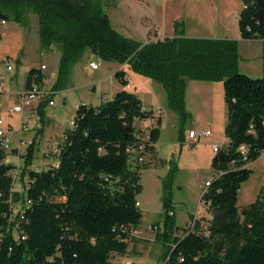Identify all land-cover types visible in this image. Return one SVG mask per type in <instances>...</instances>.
I'll list each match as a JSON object with an SVG mask.
<instances>
[{
    "label": "trees",
    "instance_id": "trees-1",
    "mask_svg": "<svg viewBox=\"0 0 264 264\" xmlns=\"http://www.w3.org/2000/svg\"><path fill=\"white\" fill-rule=\"evenodd\" d=\"M107 1L0 0V19L25 26L28 14H35L41 47L60 46L54 91L67 88L73 66L87 51L105 62L128 64L162 84L181 118L188 79L223 81L228 142L214 153L216 175L202 195L212 214L207 231L200 230L198 221L194 229L178 227L168 194L165 228L152 227L164 248L163 264H264V186L253 202L238 205L242 184L253 172L248 165L264 151V75L254 78L240 71L236 40L188 37L179 23L172 38L143 43L127 37L113 27ZM241 2V37L264 40V0ZM115 76L122 88L98 106L78 107L58 167L30 170L24 194L14 189L11 172L16 167L0 151V264H118L112 255L126 254L132 231L142 223L139 170L150 166L132 169L127 148L138 141L135 121L148 118L151 110L126 88L125 70ZM33 78H44L40 68L30 69L27 83ZM160 125L150 132L149 161ZM33 156L31 143L25 171ZM17 202L21 213L11 221Z\"/></svg>",
    "mask_w": 264,
    "mask_h": 264
},
{
    "label": "rangeland",
    "instance_id": "rangeland-1",
    "mask_svg": "<svg viewBox=\"0 0 264 264\" xmlns=\"http://www.w3.org/2000/svg\"><path fill=\"white\" fill-rule=\"evenodd\" d=\"M211 1L195 0L197 9L191 12L189 0H108L106 11L114 28L120 27L123 33L136 40L152 42L166 36L162 31L161 22H159L161 20L166 28L172 27L173 29L174 22L178 21L180 30L185 29L187 34H190V29L194 24L197 26L200 36H217L215 32L213 33V30L216 29L209 33L211 31L207 23L208 21L217 22L214 19L217 12H214L218 10V20L222 26L220 31L224 32L223 36L231 39L240 38L238 43L240 71L254 78L262 77L264 44L261 40H243L240 37L238 14L243 8L241 2L238 0L239 6L237 3H233L231 7V4H218L217 0ZM235 6H237L236 10L232 9ZM6 27H17L28 33L29 41L21 64H18L15 58H11L9 63L0 58V77L5 75L7 81L5 94L2 96L0 94V112L5 120V123L1 122L0 125L4 128H8L6 125L9 117L8 104L10 99L16 100L17 97L13 91L19 90L26 79L27 68L32 64L40 66L46 62L49 63L50 69L56 63L55 70H57V58L58 54H61V48L57 45L51 50L48 58L41 55L39 51L37 52L33 41L35 38L37 41L40 38L38 17L35 14H28V23L25 26L12 20ZM176 34H178L177 30ZM190 36L198 35L190 34ZM91 61L98 63L99 68H92ZM8 64L13 66V73L7 70ZM115 65L117 64H108L97 55L87 51L81 60L73 66L66 89L53 91L49 95L38 97L35 100L37 102V107L34 110L35 118L30 117L32 109L30 112L25 111L23 120L16 113L11 115L15 125V129L11 133L12 150L19 146L16 133L21 120L22 124L27 127V130L22 133L27 143L18 148L16 152L11 150L6 153V159L16 167L11 172L16 191L24 194L30 182V170H47L59 160L58 153L66 142V133L74 126L76 112L80 105L98 106L102 101L113 98V92H117L116 90L120 87L115 76L117 68ZM125 69L128 81L131 83L129 90L138 93L144 106L150 110L152 108L161 109L165 118L162 122V135L157 144L159 161L153 163L154 161L147 160L138 164L143 166L147 162L150 163L149 167L139 170L141 190L137 199L141 203L139 206L142 212L140 226L142 228L151 226L146 234L153 233L155 240L148 246L144 245L143 249L140 247L138 249L140 252L129 255L130 258L113 254L111 259L118 264H163V247L158 242L157 231L152 229V225H157L161 231L165 228L163 200L166 194L170 199L174 221L178 227L184 228L192 220L190 219L186 223L191 214L201 213L197 217V221L200 223V230L206 232L212 218L209 209L200 202V185H203L204 181L208 177H213L214 174L212 167L213 143L223 145L226 140L224 130L228 121V109L224 98V86L221 80L188 79L185 89L186 114L181 118L170 107L168 94L162 84L134 72L129 66H126ZM12 75L14 79H12ZM94 87L97 88L96 91L93 90ZM102 96L106 98L101 99ZM51 100L54 102L53 105L49 104ZM148 123L147 119H137L135 121L136 129L143 130ZM207 127L213 134L211 137L196 140L197 146L191 145L186 140L190 129L199 131L207 129ZM30 141L34 143V156L25 172L23 169L27 167L26 157ZM19 151H22V154H19ZM130 167L136 169L137 165L130 161ZM250 168L253 172L250 178L242 184L239 207L253 202L261 187L264 186V160L258 159L255 163H251ZM20 206L21 202H17L16 211ZM132 234L133 237L142 235L138 230Z\"/></svg>",
    "mask_w": 264,
    "mask_h": 264
},
{
    "label": "crops",
    "instance_id": "crops-1",
    "mask_svg": "<svg viewBox=\"0 0 264 264\" xmlns=\"http://www.w3.org/2000/svg\"><path fill=\"white\" fill-rule=\"evenodd\" d=\"M141 1H145V0H141ZM165 1H168V0H165ZM218 1V4H221V3H224L225 5H227V4H231V7L233 6V3H237V6H239V4H238V0H217ZM240 2H241V0H239ZM211 2H213V0L211 1ZM211 2H210V4H211ZM189 10L191 11V12H194V10H196L197 9V6H196V4H195V0H189ZM241 4H242V2H241ZM210 6V5H209ZM237 6H235V8L233 7L232 9H234V10H236V7ZM242 6H243V4H242ZM219 7H220V5H219ZM211 8V7H210ZM213 11V10H212ZM232 11V10H231ZM217 12V16H215L214 15V19L217 21V22H209L208 21V27H209V30L211 31V32H209V33H212V30L213 29H216V30H213V33L215 32V34L217 35V36H212V37H206V36H200L201 34H199L198 33V29H197V26L196 25H194L193 24V26L191 27V29H190V34H195V35H198V36H195V37H199V38H220V39H231V38H229V37H226V36H223L224 35V32L223 31H220V27H222L220 24H219V20H218V17H219V11L218 10H216L214 13H216ZM193 15L195 14V13H192ZM164 15H165V13L163 14V17H164ZM216 17V18H215ZM156 20H158V19H156ZM159 22H161V28H162V31H163V33L164 34H166V36L165 37H162V38H159V39H161V40H163V39H165V38H172V37H174V36H176L177 34H176V27H175V24L176 23H179L178 21H175L174 22V28L172 29V27H169V28H166V26H165V24H164V22H163V20H161V21H159ZM10 23V21H8L7 22V24L2 28V30H3V32H4V37H3V40L1 41V43H0V58H5V57H9V58H15V59H17V63L18 64H21L22 62H23V60H24V56H25V49H26V45L28 44V41H29V35H28V33H26V32H24V31H21L19 28H17V27H13V28H7L6 26H8V24ZM168 25V24H167ZM37 26V25H36ZM36 26H35V28H36ZM28 27V26H27ZM26 27V28H27ZM127 27V26H126ZM120 33H122L123 35H128V34H125V33H123L122 32V30L120 29V27H118V28H116ZM220 32V33H219ZM184 33H185V36H188V37H193V36H190V34H187V32L185 31V29H184ZM214 34V35H215ZM127 37H130L129 35L127 36ZM240 37H241V35H240ZM132 38V37H131ZM242 38V37H241ZM133 39H135V38H133ZM232 39H235L238 43L240 42V38L239 37H234V38H232ZM243 39V38H242ZM243 40H247V39H243ZM253 40V39H252ZM257 40H261L262 42H263V44H264V40H262V39H257ZM139 41V40H138ZM34 42V44H35V48L37 49V52L39 51L40 52V54L41 55H44V56H46L47 58L50 56V52H51V50L54 48V46H52L51 48H49V49H43L42 47H41V45H40V39H38V41H37V39L35 38V40L33 41ZM142 42V41H141ZM143 43H147V42H143ZM263 52H264V46H263ZM87 53V52H86ZM60 55L61 54H58V58H57V61H58V63H57V67L59 66V60H60ZM56 61V62H57ZM93 61H91L90 63H92ZM108 64H112V63H109V62H107ZM46 65L47 66V68L45 69V70H43L42 72H43V74H44V78H45V80H46V83H45V90H49V92H53L54 90H53V86H54V83H55V81H56V79H57V74H58V68H57V70H55V65H56V63H55V65L50 69L49 68V63H46V62H43L40 66H35L34 64H32L31 66H29L28 68H27V72H29L30 71V69L31 68H40L41 69V66L42 65ZM117 68H116V72H117V70H119V69H123V70H125L126 71V66H129L128 64H124V65H115ZM240 69V68H239ZM13 71H14V69H13ZM13 71L12 72H10V73H13ZM115 72V73H116ZM126 73H127V71H126ZM27 75H28V73H27ZM264 75V57H263V72H262V76ZM1 77H3L4 78V81H5V88L2 90V91H0V94H1V96L2 95H4L5 94V91H6V86H7V81H6V77H5V75H2ZM14 76L12 75V79H14L13 78ZM16 77H17V75H16ZM147 80H149L148 78H146ZM118 84H120L119 83V81H118ZM30 87H31V83L30 84H28L27 83V77H26V79L23 81V83L21 84V87L19 88V90H16V91H13L15 94H16V100H14V99H10V103L8 104V108H7V112L9 113L8 114V116L10 117H8V122H6V125H7V127L11 130V133L13 132V130L15 129V125H14V120H13V118H12V114H14V112H11V108L13 107V106H15V105H18L19 103H20V100H21V95H22V93H24V92H26V91H28L29 89H30ZM122 88V86H121V84H120V87L118 88V90H116L117 92L120 90ZM128 90L131 88V83L129 82V85L126 87ZM101 89H103L102 87H101ZM94 91H96L97 90V88L96 87H94V89H93ZM131 91V90H130ZM117 92H113V95H115ZM133 92H135V91H133ZM136 93V92H135ZM138 94V93H137ZM106 97H104V96H102L101 97V99H105ZM36 100V99H35ZM32 101L31 103H30V105L29 106H26L25 107V109H24V112H23V114H21V113H16V114H18V116H20V118L23 120V118H24V115H25V111L27 110V112H30V110L32 109L33 110V112H35L34 110H35V108L37 107V102L36 101ZM102 101V100H101ZM142 102H143V100H142ZM143 106H144V104H143ZM144 108L145 109H148L149 110V108L148 107H145L144 106ZM153 109V108H152ZM26 112V113H27ZM32 112V113H33ZM30 117H31V112H30ZM165 118V117H164ZM164 118L162 119V121H161V125H160V137H161V135H162V122H163V120H164ZM22 120H21V123H20V127H19V130L17 131V133H16V135H17V139H18V142H19V146H18V148H20V147H23V145H25L27 142H26V138L22 135V133L24 132V131H26L27 130V127H26V125H23L22 124ZM1 122H4L5 123V120H4V117H3V115H2V112H0V123ZM145 123V122H144ZM21 124H22V126H21ZM19 125V124H18ZM146 125H148V124H146ZM145 125V126H146ZM23 126H25L24 128H22ZM207 129H208V127H207ZM191 130H193V129H190L189 130V132L191 131ZM213 134V133H212ZM159 140H160V138H159ZM159 140H158V142H159ZM186 140H188L190 143H191V145H198V142H195V140L193 139V138H191L189 135H188V137L186 138ZM158 142L155 144V153H154V155L151 157V161H154L153 163H156V161H159V157H158V149H157V144H158ZM228 142V140H227V138H226V140H225V143H227ZM30 144H31V141L29 142ZM224 143V144H225ZM29 144V145H30ZM214 144V143H213ZM217 144V143H216ZM213 146V145H212ZM17 148V149H18ZM16 148H13V150L12 151H14V152H16V150H17ZM22 152V151H21ZM47 154V153H46ZM259 159H263L264 160V151H263V153L261 154V156H260V158ZM6 161L7 162H9L7 159H6ZM58 162V161H57ZM56 162V163H57ZM253 163H255V162H253ZM152 165V164H151ZM250 165H251V163L248 165L249 167H250ZM23 171H24V169H23ZM26 172V171H25ZM216 175V173L214 172V174H213V177ZM213 177H208L205 181H204V184L203 185H200V188H201V195H200V202L201 203H203L202 202V194H203V192L205 191V182L207 181V180H210V179H212ZM241 192H242V188H241V191H240V194H241ZM138 200V199H137ZM138 203H139V206L141 205V203H140V201L138 200ZM204 204V203H203ZM201 213H196V214H191V216H196V217H199V215H200ZM202 216V215H201ZM191 219V217L186 221V223L189 221ZM188 224V223H187ZM151 226H148V227H145V228H142L141 226H139L138 227V231L139 232H141L142 233V235H137V236H134L133 238H132V240L129 242V244H128V248H127V252H126V254L124 255V256H127V257H129V255H131V254H134V253H138V252H140V251H138V249L140 248V247H142V249L144 248V245H146V246H148L149 244H150V242H153V240H155V236H154V234L153 233H149V234H146V232H148V230H149V228H150ZM147 230V231H146ZM159 242V241H158ZM160 243V242H159ZM161 245H162V243H160ZM162 247H163V245H162ZM163 252H164V248H163ZM163 252H162V255H163ZM123 256V255H122ZM130 258V257H129Z\"/></svg>",
    "mask_w": 264,
    "mask_h": 264
},
{
    "label": "built area",
    "instance_id": "built-area-1",
    "mask_svg": "<svg viewBox=\"0 0 264 264\" xmlns=\"http://www.w3.org/2000/svg\"><path fill=\"white\" fill-rule=\"evenodd\" d=\"M7 20L6 19H0V43L3 40L4 37V32L2 30V28L7 24ZM9 57H5L3 58L2 61L4 62H10ZM92 66V68L94 69H98L99 68V64L92 62L90 64ZM47 68L46 65H42L41 66V70H45ZM13 66L11 64L7 65V70L9 72L13 71ZM45 83L46 80L45 78H43L42 80L33 78L31 80V87L28 91L22 93L21 95V100L20 103L18 105H15L11 108V112L14 113H21L23 114L24 109L26 106H29L30 103L32 101H34L35 99H37L38 97H45L47 95H49L51 92H49V90H45ZM5 81L3 77H0V91H2L5 88ZM50 105H53L54 102L51 100L49 102ZM32 118L36 117V114L33 112L31 114ZM164 114L163 111L161 109H151V113L149 115L147 119V121L149 122L148 125H146V127L143 130H137V138L138 141L133 144L132 146L127 148V153L129 155L130 161L134 162L136 165L138 164H142L144 162H146L147 160H149L150 154L148 152V145L150 143V132L151 129L154 127H157L158 122L162 121V119L164 118ZM25 126H23L22 128H24ZM212 135V131L211 129H204V130H191L189 132V136L191 138H193L195 141H199L201 138H206V137H211ZM221 145L214 143L213 144V150L214 153L218 151L219 147ZM12 150V138H11V130L9 128H4L0 125V151H4L5 153L10 152ZM240 150L245 153L246 152V147L244 145H242L240 147ZM19 154H22L21 151H19ZM58 162L54 165L55 167H58ZM36 171H40L39 169H37ZM213 178L210 180H207L205 182V191L207 189L208 186H210V183L212 182ZM204 191V192H205ZM203 192V194H204ZM202 194V195H203ZM31 204V200H27L26 201V206H29ZM139 205V203H137ZM19 213V210H15L14 214L11 216V221L14 220V217H16V215ZM21 213V212H20ZM19 213V214H20ZM196 222H197V217L195 216L192 220H190L188 222V226L191 229H194L196 226ZM153 230H155L152 227ZM136 230H133V232H135ZM131 233V234H132ZM133 235V234H132ZM19 238V237H17ZM22 239H25V236H22Z\"/></svg>",
    "mask_w": 264,
    "mask_h": 264
}]
</instances>
